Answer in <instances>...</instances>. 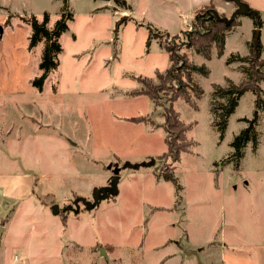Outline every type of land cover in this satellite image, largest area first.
I'll list each match as a JSON object with an SVG mask.
<instances>
[{"label": "rangeland", "instance_id": "rangeland-1", "mask_svg": "<svg viewBox=\"0 0 264 264\" xmlns=\"http://www.w3.org/2000/svg\"><path fill=\"white\" fill-rule=\"evenodd\" d=\"M126 1L131 9L113 0H69L74 20L61 38L60 66L40 91L32 80L41 75L43 44L30 49L25 20L34 15L41 21L47 13L53 27L64 2L0 0V157L19 158L14 165L35 176V195L48 208L45 214L43 207L32 210L30 203L28 210L19 202V224L0 258L6 264H161L173 255L178 259L165 264H264V111L247 92L221 137L211 110L215 85L247 78L240 62L228 63L232 56H249L259 38L264 59V31L261 37V26L241 16L226 34L224 55L214 51L206 60L188 48L186 32L194 34L189 9L167 20L174 0ZM148 26L155 33L149 43ZM173 36L178 54L211 72L196 76L203 97L193 106L163 95L158 107L146 96L129 97L142 88L137 78L158 84L157 72L170 68L163 46ZM259 86L264 93V81ZM170 106L192 126L187 137L196 143L178 161L165 141ZM145 115L156 124L123 120ZM249 127L259 135L258 147L246 144L238 168L224 162ZM13 144L19 148L10 154ZM114 171L117 196L91 210L74 205L92 201Z\"/></svg>", "mask_w": 264, "mask_h": 264}, {"label": "trees", "instance_id": "trees-1", "mask_svg": "<svg viewBox=\"0 0 264 264\" xmlns=\"http://www.w3.org/2000/svg\"><path fill=\"white\" fill-rule=\"evenodd\" d=\"M113 1L116 7L131 9L126 0ZM63 2L64 5L62 7L61 17L55 22L53 27H49L50 16L47 13L43 15L41 21L34 15L26 20L24 19L31 28V35L29 38L30 49H34L39 44H43L39 66L41 75L32 80L33 86L37 87L40 91L43 90L49 75L60 66V58L64 53L61 38L69 31V25L74 20V15L69 8V0H63ZM236 8L235 5V10ZM250 11L254 12L251 17L254 19L255 24L261 26L262 20L260 13L252 8H250ZM232 14L227 15L218 12L213 3L196 9L192 14L194 34L186 32L185 35L189 43L188 48L193 49L206 60L212 59L214 51L219 58L222 57L226 49V34L232 30V27L237 22L239 23L241 16L236 17L230 26L220 21L218 16L220 18H227L231 17ZM125 20L126 18H123L120 24L125 23ZM119 25L114 32L115 40L118 39ZM152 28L153 27L148 26L150 30L148 43L155 35ZM176 36H173L172 42L163 46L169 55V60L172 65L165 73L157 72L159 83L155 84L152 79L147 77H139L137 81L142 85V88L128 93L127 95L129 97L146 96L154 103L155 107L160 106V100L163 95H167L171 102L178 99H185L190 104H193V106L197 105L196 102L203 97L204 91L196 81V76L199 75L207 78L211 72L206 65H195L189 62L187 57H182L177 53L178 46L175 42L177 39ZM259 40L258 38L252 43L249 56H232V58L228 60V63L240 62L241 67H243L247 74V78L239 85L230 82L226 87L220 85L214 86L211 110L216 116L214 126L220 131L221 137H223L228 120L238 107L241 97L247 92H253L256 95V107L258 110L264 111V93L259 86L260 82L264 81V59H262L260 55L261 46ZM164 118L166 145L169 152L172 154L173 160L178 161L182 151L191 150L196 145L194 141L187 137V131L192 126H188L181 121L179 114L175 111L173 106L166 109ZM119 119L121 120V118ZM123 120L134 124L155 123L153 118L148 115ZM154 126L156 127V125ZM248 142H252L255 148L258 147L259 135L254 127L243 130L234 139L232 143L233 153L224 162L233 160L236 162L238 168L243 157V149ZM64 220H66V218ZM64 226H66V221L64 222Z\"/></svg>", "mask_w": 264, "mask_h": 264}, {"label": "crops", "instance_id": "crops-1", "mask_svg": "<svg viewBox=\"0 0 264 264\" xmlns=\"http://www.w3.org/2000/svg\"><path fill=\"white\" fill-rule=\"evenodd\" d=\"M166 1L160 2L165 5L167 4ZM186 2L187 5L181 0H174L171 5L173 7H176V10L174 13L171 12V9L167 10V14L169 17L167 18V20H174V18H176L177 16H181V10L187 11L189 9V11H191V13L193 14L196 9L202 6H208L211 3H213L216 10L222 14L230 15L235 10V4L227 2L226 0H186ZM243 2H245L253 10L260 13L262 19V25L260 28L262 37V32L264 31V0H243ZM129 6L131 7V5ZM191 13H189V15ZM9 135L10 132L7 133V136ZM11 148L15 150L19 147L13 144L8 148L10 154H13L14 152L13 150H11ZM17 160L19 161V158L11 161L7 157H0V250L3 246H9V243H11L12 237L14 235V229L17 224H19V202H22L24 204L27 203L26 206L28 210L30 209L29 204L32 203V210L43 207L44 210L41 213H48V208L41 203L42 199L36 197L35 195V188L37 185V182H35V176L30 173H19V166L14 165L15 163H17ZM11 215L13 216V218H11L9 222V217ZM55 223V227L57 228L61 224L60 221L58 223ZM40 230L44 231L45 235L47 230L46 225H43L42 229ZM188 251L192 252L191 256H198L197 250ZM194 252L196 254H194ZM108 256L112 257L113 254L110 253L109 255L108 253ZM176 259L178 258L173 255H170L163 259L161 261V264H165L166 262H171ZM182 261L185 262L184 260ZM0 264H6L5 260L0 258Z\"/></svg>", "mask_w": 264, "mask_h": 264}, {"label": "water", "instance_id": "water-1", "mask_svg": "<svg viewBox=\"0 0 264 264\" xmlns=\"http://www.w3.org/2000/svg\"><path fill=\"white\" fill-rule=\"evenodd\" d=\"M227 2L234 3L236 5V10L233 12L232 16L230 18H218L220 21L225 23L227 26H230L236 17L238 16H252L253 11H250V7L241 0H226ZM146 166H152L153 162L145 164ZM131 167V166H130ZM135 169H138L139 166H134ZM118 184H119V176L118 171H114V176L109 181V184L105 187H102L100 189H96L94 191V197L92 201H87L85 199H77L74 203V205H78L79 203H83L87 210L94 209L96 206H98L102 201H105L107 199H110L111 197L118 195ZM72 209V206H69ZM54 214H58L59 208L58 205L53 206ZM66 210V209H65ZM79 211V210H78ZM104 253L105 250L101 249ZM189 253V251H188ZM192 253V252H191ZM194 254H196L194 252ZM106 255V254H105Z\"/></svg>", "mask_w": 264, "mask_h": 264}]
</instances>
